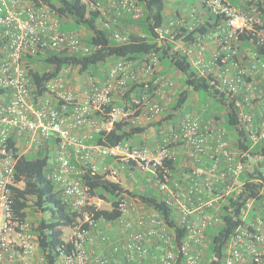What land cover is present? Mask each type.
<instances>
[{
  "label": "built area",
  "instance_id": "obj_1",
  "mask_svg": "<svg viewBox=\"0 0 264 264\" xmlns=\"http://www.w3.org/2000/svg\"><path fill=\"white\" fill-rule=\"evenodd\" d=\"M79 1L105 14L102 0ZM199 1L221 18V24L179 45L198 73L233 100L251 148L264 142V0L244 6L228 0ZM111 6L133 19L143 15L137 0H112ZM172 31L169 25L157 28V40ZM112 36L118 42L128 40L119 32ZM44 49L89 52L81 33L61 30L60 19L46 4L0 0V264H44L30 224L14 221L11 188L17 159L51 143L54 162L48 178L61 189L71 210L98 209L103 201L79 177L77 165L90 163L92 173L115 181L142 173L171 222L125 194L117 204L120 216L108 221L116 226L119 242L110 243L100 228L103 220L85 216L72 228L67 240L71 247L61 252L59 264H204L206 232L222 223L226 208L242 190L240 176L247 166L227 129L217 119L204 122L196 114L160 132L152 144L91 143L94 133L128 121L136 109L140 113L131 120L134 125L160 116L164 103L168 106L176 93L174 83L159 74L158 57L150 54L138 62L111 63L103 81L82 76L79 88L71 80L78 78L74 68H65L45 83L43 95H36L25 58ZM148 80H153L155 91L133 96L127 108L112 106L106 120L94 118L96 111L104 115L106 105L123 98L129 82ZM81 127L87 130L78 133ZM259 196L261 203L249 198L241 207L242 223L228 239L224 264H264V188ZM175 226L184 232L179 241ZM106 246L107 252L99 250Z\"/></svg>",
  "mask_w": 264,
  "mask_h": 264
},
{
  "label": "trees",
  "instance_id": "obj_2",
  "mask_svg": "<svg viewBox=\"0 0 264 264\" xmlns=\"http://www.w3.org/2000/svg\"><path fill=\"white\" fill-rule=\"evenodd\" d=\"M33 1L46 4L56 13L60 19L61 30L78 31L83 28L86 34L82 36V40L89 48V52L83 55L44 49L26 57L25 65L36 95H43L45 83L58 76L65 68H76L82 76L95 75L99 69L107 71L108 66L115 61L138 62L150 54H156L162 65L163 71L159 74L166 76L165 73L172 69L183 77L160 120L149 125H134L131 120L140 113V110L136 109L128 121L115 122L110 129L94 133L91 143L101 145L127 141L133 143L136 136L143 134L151 126H157L159 129L164 121L175 125L184 117L183 109L188 102L190 91L196 93L201 102H204L203 96L208 95L218 104L216 119L220 120L227 129L238 157L247 165L240 176V181L243 183L241 192L231 202V208H226L222 223L215 224L206 232L207 246L203 263L224 264L228 239L234 229L242 223L239 217L241 207L249 198H256V204L262 202V197L259 195L264 188V142L250 148L251 142L246 131L238 124V109L234 106L233 100L215 89L207 78L198 73L179 45L180 42L186 44L198 36L213 31L218 24H221V18L213 15L211 17L213 24L205 22L198 23L191 29L174 28L165 39L158 41L155 30L164 25L165 0H137L143 11L142 17L133 20L139 28V34H129L126 42H118L113 38L109 28L102 24L101 13L89 10L79 0ZM166 77L176 80L175 83L178 82L176 74ZM128 85L129 88L123 98H116L106 105L104 115L96 111L94 118L106 120L112 106L127 108L133 103V96L152 93L156 88L153 80L131 81ZM2 92L3 90L0 89V94ZM50 150L53 154L51 144L44 145L32 154L19 157L14 166L16 184L11 188L14 221L30 224L31 231L37 237L38 253L43 258L44 264H59L61 252L68 251L71 247L70 242L64 239L65 230L75 227L84 220L85 216H90L96 221L117 219L121 214L117 208L118 200L125 194L156 210L171 223L168 219L169 212L164 204L159 202V195L153 190L152 185L142 193L133 192L118 180L109 179L105 174L92 173L90 163L77 165L81 171L79 177L82 183L89 187L91 194L108 202L110 208L85 207L81 210H71L61 189L48 178L54 162V158L50 160ZM174 167L179 169L176 164ZM37 214L39 217L36 216ZM175 228L179 241L184 236V232L179 227L175 226Z\"/></svg>",
  "mask_w": 264,
  "mask_h": 264
},
{
  "label": "crops",
  "instance_id": "obj_3",
  "mask_svg": "<svg viewBox=\"0 0 264 264\" xmlns=\"http://www.w3.org/2000/svg\"><path fill=\"white\" fill-rule=\"evenodd\" d=\"M112 0H102L103 8L105 14L102 15V24L105 27L109 28V30L113 32H119L122 34H139V28L136 23L133 21L131 15L129 14H118L115 9L111 6ZM231 3H237V6H244L247 2L251 0H228ZM234 1V2H233ZM237 1V2H236ZM164 25H169L171 29L174 28H188L191 29L198 23H205L209 22L213 24L211 21V13L206 9V7L200 3L199 0H165L164 2ZM81 34H86L84 29L78 30ZM160 72L163 71L162 65L159 68ZM170 71H173L170 69ZM84 130L86 131V127H81L77 129L78 133H83ZM140 135L141 139H144L146 135ZM157 136L148 140V144H152ZM53 144V143H51ZM120 177H125L121 175ZM125 180H120L121 184L124 185L125 181H128V185L131 186L132 184H136L135 178L133 177H125ZM140 180V184L146 188H149L148 184L146 183V179L143 177ZM126 183V182H125ZM100 228L104 230L108 236L110 243L119 242V235L117 234L116 226L112 222L103 221L100 225ZM108 246V245H107ZM99 248L100 251L107 252V248ZM154 251L155 247H152Z\"/></svg>",
  "mask_w": 264,
  "mask_h": 264
},
{
  "label": "rangeland",
  "instance_id": "obj_4",
  "mask_svg": "<svg viewBox=\"0 0 264 264\" xmlns=\"http://www.w3.org/2000/svg\"><path fill=\"white\" fill-rule=\"evenodd\" d=\"M233 4L236 5L237 3H233ZM74 28L77 29L78 26H74ZM80 29H83V28H80ZM82 36H85V34L82 33ZM109 62H111V61H109ZM109 62H108V64H109ZM108 64L106 65V67L108 66ZM72 70H73V72L76 73V76L78 77L77 80H75V77L72 76L71 80H72V83H74L73 86L74 87L76 86V88H79L82 86V83H83V81L81 80L82 75H80V76L77 75L78 74L77 69L74 68ZM105 74H106V70L99 69L98 72L95 74V76L100 81H103L105 79ZM175 74L177 75L178 82L175 83L176 80L175 81H173L172 79H170V80L174 83V89H175V91H177L178 90L177 85L182 81V78H183L182 75L180 73H177V71H175V70L165 73V75L169 76V77L172 75H175ZM203 99H204V102H201L199 96L196 93H193L190 91V96H189L188 102L186 103V105L183 109L184 117L198 114V115H200V117L203 119L204 122H207L208 120L211 121V120L216 119V117L218 116V104L208 95L203 96ZM164 102H165V100H164ZM167 107L168 106L164 103V109ZM163 114H164V111L160 114V116H158L157 118H155L153 120L143 119V120H141L140 125H149V123H154V122L160 120V118L162 117ZM218 121L222 125V122L220 120H218ZM173 126H175V125H172L171 123H169L167 121L162 122V125L159 126V129H157L158 128L157 126H151L145 131L144 135H146V137H144V139L142 138V140H140L141 139L140 135L136 136V139H135V141H133V143L139 144L140 142H143V144H145V143L147 144L148 140H150L151 138H154L160 132H163V131L165 132V131L173 128ZM50 152H51V153H49L50 160H53L54 157L52 154V150H50ZM252 162H254V159L252 160ZM133 178H135V181L137 182L136 184H134V185L132 184L131 186H129L127 184L128 181H125L126 183L124 182V185L133 192L142 193L144 191V187H142V185L140 184L139 179L143 178V174L138 172V171H135L133 173ZM125 179H126L125 177L120 178V180H125ZM99 208L108 209V208H110V204L106 201H102L99 204ZM36 216L39 217V214H37ZM72 234H73L72 228L66 229L64 232V239L66 241L69 240Z\"/></svg>",
  "mask_w": 264,
  "mask_h": 264
}]
</instances>
